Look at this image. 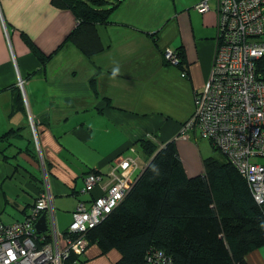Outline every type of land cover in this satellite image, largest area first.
<instances>
[{"label":"crops","instance_id":"crops-1","mask_svg":"<svg viewBox=\"0 0 264 264\" xmlns=\"http://www.w3.org/2000/svg\"><path fill=\"white\" fill-rule=\"evenodd\" d=\"M136 3L130 10L124 7L120 16L127 25L136 21L132 35L109 29L118 24L113 18L114 24L100 28L105 51L88 59L67 46L66 39L77 26L71 11L56 8L52 0H0V137L14 131L0 138V220L4 223L26 219L47 185L54 196L56 228L65 232L78 202L91 203L110 185L117 155L136 154L131 180L142 175L150 159L135 140L140 141L144 133L148 137L157 133L154 137L161 146L173 140L187 175L203 174L204 156L195 137L185 134L184 125L194 112L195 95L212 71L216 13L200 14L199 0H186L175 10L173 21L184 16L182 30L176 25L173 37L175 48L183 46L186 53L184 77L182 70L164 64L165 46L160 47L159 40L166 35L157 30V22H147L148 8ZM24 37L51 58L42 64ZM18 76L25 79L23 90L17 85ZM93 79L99 95L92 89ZM103 97L110 98L114 108ZM199 134L197 129L194 135L201 138ZM137 156H143V161ZM89 171L98 173L100 182L83 192ZM119 257L112 251L103 255L93 244L87 248L84 264H114ZM247 261L264 264V246Z\"/></svg>","mask_w":264,"mask_h":264},{"label":"trees","instance_id":"trees-1","mask_svg":"<svg viewBox=\"0 0 264 264\" xmlns=\"http://www.w3.org/2000/svg\"><path fill=\"white\" fill-rule=\"evenodd\" d=\"M120 2L52 0L56 8L73 13L77 26L66 43L88 59L105 51L100 28L114 24ZM152 37L157 45L156 35ZM24 39L42 64L51 58L29 37ZM175 49L176 68L185 77L188 68L184 47ZM164 64L171 66L165 61ZM257 74L264 80V57L257 64ZM91 85L99 95L95 79ZM103 100L113 107L110 98L103 97ZM12 132L0 138H7ZM138 145L150 159L148 165L123 201L85 234L89 246L96 244L103 255L116 250L120 258L114 264H147L150 251L163 252L173 264H249L247 257L264 246V210L233 161L225 154L223 160L214 156L204 158L203 174L190 177L174 142L161 146L150 136ZM260 157L264 156L256 158ZM90 173L94 174L89 171L86 176ZM63 233L69 234L68 229ZM42 236L41 245L52 242L49 230L37 237ZM84 256L70 253L62 264H84Z\"/></svg>","mask_w":264,"mask_h":264},{"label":"built area","instance_id":"built-area-1","mask_svg":"<svg viewBox=\"0 0 264 264\" xmlns=\"http://www.w3.org/2000/svg\"><path fill=\"white\" fill-rule=\"evenodd\" d=\"M196 10L216 13L217 33L210 79L196 94L194 119L187 126L192 128L198 122L202 136L239 165L255 201L264 208V166L253 160L264 156V80L257 74V64L264 57V0H201ZM164 54L168 61L178 63L174 51L166 48ZM17 82L23 90L20 76ZM121 167L129 168L127 174L115 162L112 181L100 197L89 204H77L67 235L56 228L54 198L46 185V193L36 201L38 208H32L29 216L39 214L38 218L40 210L46 211L51 243L41 245L44 238L38 239L32 219L11 224L0 220V264H62L70 253L85 254L89 247L86 232L105 219L133 186L136 160L127 157ZM100 177L94 173L86 176L85 182L94 185ZM72 232L83 235L72 237ZM146 262L173 264L159 251L148 252Z\"/></svg>","mask_w":264,"mask_h":264},{"label":"rangeland","instance_id":"rangeland-1","mask_svg":"<svg viewBox=\"0 0 264 264\" xmlns=\"http://www.w3.org/2000/svg\"><path fill=\"white\" fill-rule=\"evenodd\" d=\"M135 1H137L136 4H137V6L139 8H142V6H145V7L148 8V12H149V14L151 16V19L150 20L147 19V22H149L150 24H153V20H154V22H157V30L159 32H163L166 35L165 39L163 41L159 40L160 47H164L165 46L164 50L166 48H169V50H174L175 47H176V44H177L176 39L173 38L175 33H176L175 26L178 25L179 29L182 30V21L184 19V16L183 15L182 16H178L177 15L178 18L175 21H173V18H174L173 15H174L176 9L180 8L181 5L186 3V0H121L119 9L114 14V19L117 21L118 24L109 26V29H112L114 31V33L117 32V34H119L118 32H120V33L124 32V33H128V34L132 35V29L134 28L136 21L133 20V23L131 21H128L129 25H127V24L124 23V22H127V20L122 19V17H120V16L122 14L121 12L123 11L124 7L126 9L130 10L131 9L130 7L134 4ZM131 2H133L132 5H131ZM161 17L164 18V20H162ZM160 21H161V23H160ZM121 23H123V24H121ZM128 28H131V29H128ZM183 29L186 30V27L184 26ZM114 33H112V36H113ZM181 36H182V34L180 33L177 37H179V39H181ZM67 46H71L72 47L73 45L72 44H67ZM155 46H157V45H155ZM70 61H71V59H70ZM70 61H69V63H70ZM68 66H69V64H68ZM22 79H23V81L25 83V79L24 78H22ZM17 85H18V82H17ZM20 90H22V89L20 88ZM194 141H196V144L198 145V149L200 150V152L202 153L204 158L214 156V157H216L219 160H223L224 155L221 153V151L216 150V149L213 148V146L210 143L208 138H204V137L195 138ZM133 156L135 157L136 154H134ZM137 157H138L139 161H141V162L144 159L143 156H142L143 158L140 157V156H137ZM255 160L257 162H260V163L264 164V157L256 158ZM85 179H86V177H84V182H85ZM84 186L85 187H84V189L82 191L83 192L88 191L89 188H88L86 182L84 183ZM48 189L50 190V188H48ZM46 191H47V189L44 190L43 193H46ZM50 192H51V190H50ZM51 194H52V192H51ZM97 197H95L93 200H95ZM38 198L39 197H37L35 202L38 200ZM53 198H54V196H53ZM32 208L35 211V209L38 208V202ZM39 212H40L41 215L38 218H37V216L39 214L32 215V217L31 216H29V217L27 216L26 219H32V223H33L35 232L38 235H42V234L46 233L47 231L38 233L36 231L35 225H36L37 221L39 220V218L43 214H46V219H47L46 222H48L49 220H48V214L46 213L45 210H40ZM47 228H48V226H47ZM72 233H74V234H76L78 236H82L83 235L82 233H79V232H72ZM87 233H88V231L86 232V234ZM112 252L118 253L116 250H114ZM85 254H86V252H85ZM118 255H120V254L118 253Z\"/></svg>","mask_w":264,"mask_h":264},{"label":"bare ground","instance_id":"bare-ground-1","mask_svg":"<svg viewBox=\"0 0 264 264\" xmlns=\"http://www.w3.org/2000/svg\"><path fill=\"white\" fill-rule=\"evenodd\" d=\"M172 51H174V53H175V56H176V59H178V56H177V52H176V49H174V50H172ZM162 58H163V61H165V62H167V63H169L171 66L170 67H174V68H176V62H171V61H168L166 58H165V54H162ZM209 79H210V77L208 78V80L207 81H209ZM196 95H195V97H194V105L196 104ZM194 109H195V106H194ZM194 113V112H193ZM191 119H194V114H192L191 115V117H190ZM188 123L186 124V125H184V127L186 128V130H185V134L189 137V138H196V136L194 135L195 134V132H196V130L198 129L197 128V126L199 125L198 124V122H196V124L192 127V128H188ZM201 131H202V129H201ZM199 132H200V130H199ZM150 135H151V137H153L154 138V136H156V137H158V134L157 133H155V132H153V133H149ZM200 137H204L205 138V136L203 135L202 136V134H201V132H200ZM146 137H148V135L147 134H145L144 133V136H142V138H140V140H142V139H144V138H146ZM177 137V136H176ZM194 138V139H195ZM210 142H212L211 140H209ZM139 143V140H135V143ZM169 141H167L166 143H168ZM170 142H173V140L172 141H170ZM165 143V144H166ZM175 143V142H174ZM214 145V144H213ZM215 146V145H214ZM216 147V146H215ZM217 149H218V147H216ZM219 150V149H218ZM220 151V150H219ZM222 153V152H221ZM223 154V153H222ZM128 157H130V156H128ZM132 158H134L135 159V157L134 156H131ZM130 157V158H131ZM262 158V157H261ZM123 159L125 160V159H127V157L126 156H124L123 157V154H119V155H117L113 160L114 161H116V163H118L119 165H120V169H121V171H122V173H124V174H127V171H128V169L129 168H127V169H123L122 167H121V164L123 163ZM136 160V159H135ZM253 160H254V162H256V160H255V157H253ZM233 161V160H232ZM136 163H137V161H136ZM233 163L236 165V167L239 169V165H237L234 161H233ZM257 164H260V165H262V166H264V164H262V163H257ZM148 165V164H147ZM146 165V166H147ZM146 168V167H145ZM258 175H261V173H259ZM93 176V174H89V175H87V177H92ZM136 182V181H135ZM135 182L133 181V185L135 184ZM248 183V182H247ZM97 185V184H96ZM88 187H89V189H92L93 187H94V185H90L89 184V182H88ZM133 187V186H132ZM103 189H105V187H103ZM252 192V191H251ZM252 195H253V197L255 198V195H254V193L252 192ZM101 196V195H100ZM99 196V197H100ZM98 198V197H97ZM122 200H121V202L123 201V198H121ZM96 200V199H95ZM258 204V203H257ZM115 208V207H114ZM263 208V207H262ZM263 210H264V208H263Z\"/></svg>","mask_w":264,"mask_h":264},{"label":"water","instance_id":"water-1","mask_svg":"<svg viewBox=\"0 0 264 264\" xmlns=\"http://www.w3.org/2000/svg\"><path fill=\"white\" fill-rule=\"evenodd\" d=\"M47 219H46V214H43L39 220L37 221L35 228L38 233L45 232L47 231Z\"/></svg>","mask_w":264,"mask_h":264},{"label":"clouds","instance_id":"clouds-1","mask_svg":"<svg viewBox=\"0 0 264 264\" xmlns=\"http://www.w3.org/2000/svg\"><path fill=\"white\" fill-rule=\"evenodd\" d=\"M118 72H119L118 67H117V68H114V69H113L112 77L115 78V76L118 75Z\"/></svg>","mask_w":264,"mask_h":264}]
</instances>
